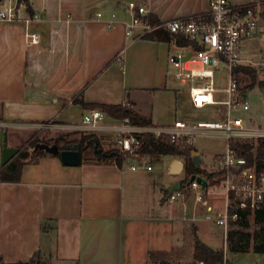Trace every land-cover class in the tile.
Here are the masks:
<instances>
[{
    "label": "crops",
    "instance_id": "obj_1",
    "mask_svg": "<svg viewBox=\"0 0 264 264\" xmlns=\"http://www.w3.org/2000/svg\"><path fill=\"white\" fill-rule=\"evenodd\" d=\"M93 1L100 6V17L86 11ZM127 1L28 0L29 29L39 36L34 45L25 43L22 23L0 22V121L37 132L47 122L66 128L79 123L87 110L77 99L129 102V109L150 119L151 126L181 120L176 117L181 91L169 75L174 43L126 37ZM141 1L159 21L208 10V0ZM262 30L264 25L257 33ZM240 59L244 65L246 59ZM117 119L106 115L104 123L112 125ZM3 131L6 138L7 129ZM193 149L202 168L213 165ZM151 156L160 155L148 154L143 160ZM176 158L183 162L170 156L168 172ZM129 165L135 164L84 160L71 166L46 154L23 166L19 182H0L2 264H155L150 250H170L169 264H178L185 245L192 255L196 237L223 248L224 264L227 259L234 264L233 256L246 252L227 248L224 226L222 246L211 242L213 233L206 221L215 220L204 217L208 211L193 204L192 196L167 200L166 188L181 180L167 186L152 175L150 164L139 163L135 170ZM183 171L184 163L179 173ZM206 198L212 205L209 213L217 216L225 204L220 185ZM34 255L39 261H30ZM192 261L203 264L193 256Z\"/></svg>",
    "mask_w": 264,
    "mask_h": 264
},
{
    "label": "built area",
    "instance_id": "obj_2",
    "mask_svg": "<svg viewBox=\"0 0 264 264\" xmlns=\"http://www.w3.org/2000/svg\"><path fill=\"white\" fill-rule=\"evenodd\" d=\"M28 0H0V22L17 23L24 26V40L27 45L37 44L39 36L30 31L31 15L27 12ZM125 9L129 19L124 24L126 37L142 38L143 36L162 29L171 34L185 36L189 44L179 45L174 39L175 52L169 56V64L174 70L176 79L189 82V98L191 104L200 108L207 105H223L224 118L219 121H198L187 123L184 120H175L167 126L135 125L128 117L119 118L112 125H105V113L100 108L87 109L79 123L66 128L81 131L85 135H95L104 138L111 146L129 156L124 160L128 164L131 159L143 160L137 149L142 144L145 134L151 133L155 139L165 134L176 143L192 144L193 137L198 134H221L227 140L226 150L213 158V171L219 173L221 191L224 195V209L215 217L209 213L212 205L206 196L210 195L212 187L207 178L200 174L206 184L190 176L179 183L178 190L168 193L167 200H185L192 196L193 204H201L208 211L205 218H213L216 223L227 227L230 220L238 217L239 210L255 212L264 208V171L254 166H246L242 157H237L230 148V139L257 140L264 138V128L261 126L246 125L239 117H231V111L238 108L247 110L248 102L245 94L239 88L235 76V67L240 63L241 40L257 33L264 25V9L261 2L249 4H234L231 0H208V10L189 16L176 17L152 24L149 15V6L141 0H128ZM101 13L97 12L96 17ZM113 21L109 20V24ZM223 69L225 83L216 78L219 69ZM217 94H221L220 98ZM123 105L130 107L129 102ZM54 126L52 122L43 124ZM25 126L20 123L0 121V130ZM109 139V140H108ZM135 170V165H129ZM151 166L146 165V170ZM191 218L195 219V212Z\"/></svg>",
    "mask_w": 264,
    "mask_h": 264
},
{
    "label": "trees",
    "instance_id": "obj_3",
    "mask_svg": "<svg viewBox=\"0 0 264 264\" xmlns=\"http://www.w3.org/2000/svg\"><path fill=\"white\" fill-rule=\"evenodd\" d=\"M261 4L264 9V0L261 1ZM149 19L152 24L160 22L151 14L149 15ZM142 38L162 42H169L174 39L179 45L189 44V40L185 36L174 35L162 29L155 30ZM235 76L240 89L245 90L255 86L264 89V80L258 78L256 69L250 65L238 64L235 67ZM75 102L79 103L85 109L100 108L110 117H128L130 122L135 125H152L150 119L136 114L122 104L84 102L81 99H77ZM76 132V130H73L54 137L52 141H46L36 136L38 133L37 130L33 131L31 139L24 142L22 141L20 145L16 146L18 148V153L7 164L0 165V182H19L21 170L24 165L35 163L41 156L49 154L42 149L34 150L37 143L49 145L56 144L58 146L64 144H79L81 154L82 151H88V157L85 156L81 159L80 163L84 160H95L100 162H114L121 166L124 160L129 156L127 153H122L117 149L103 150L100 144V138L95 135L70 137L71 134H75ZM95 144H97L98 148L102 149L101 153L95 151ZM228 144L237 157L245 159L246 166H254L257 170L264 171V138L257 140L234 138L230 139ZM193 150L192 144H186L184 142L176 143L170 140L165 134L155 139L153 134L147 133L144 135L142 144L137 149V152L140 156L148 154L178 156L183 160L184 171L188 176L200 174L207 178L211 185H218L221 180V175L219 173L207 172L206 169L201 166L196 167L192 159ZM252 213H254V222L257 226L250 230L249 216ZM229 226L230 227L226 230V245L229 250L247 251L252 249L257 252H263L264 208L258 209L255 212L239 210L238 217L230 220ZM171 253L170 250H150L149 258L155 264H169L168 259ZM192 256L195 261H201L203 264H224L225 262L223 248H213L202 242L198 237H196L194 241ZM30 261L39 260L36 258V255H34ZM0 264H2L1 255Z\"/></svg>",
    "mask_w": 264,
    "mask_h": 264
},
{
    "label": "rangeland",
    "instance_id": "obj_4",
    "mask_svg": "<svg viewBox=\"0 0 264 264\" xmlns=\"http://www.w3.org/2000/svg\"><path fill=\"white\" fill-rule=\"evenodd\" d=\"M241 4H249V3H257L262 0H232ZM100 9V6L97 2H90L87 5L86 11L88 14H92L93 17H96L97 10ZM97 18V17H96ZM175 52V49L172 50V53ZM171 53V54H172ZM240 57L246 63L244 65H250L254 67L257 71V75L259 79H264V30L258 32L255 36H249V38H245L241 41V53ZM121 69H118L120 72ZM169 75L172 78L174 85L179 87L181 93L178 97L177 101V118L186 121L187 123H196L198 121H219L221 122L224 118V108L222 109L219 105H207L200 108L194 107L189 99L188 95V87L189 82L185 80L176 79L174 77V70H169ZM216 78H220L221 82H217V86L221 87L225 83V73L223 69H219L216 73ZM101 79V78H99ZM98 79V80H99ZM97 82V80L95 81ZM94 82V83H95ZM220 94L218 98H220ZM245 99L248 102L249 108L247 110H242L240 108L231 111V117H239L243 120L246 125H254L261 126L264 128V89L258 86H255L250 89H245ZM38 128V127H37ZM39 128L42 130L38 131L37 137L41 140L52 141V139L58 135L65 134L67 132L73 131L66 128H57L52 126H44L41 124ZM33 128L28 127L24 129H7L4 138L0 134V154H2L3 146H12L16 147L22 143V141H27L31 139L33 136ZM5 132V130L3 131ZM80 135H85L81 131H77L75 134H71L70 137H79ZM109 140V139H108ZM111 141L107 142L106 139L100 138V144L103 147V150L107 151L111 146ZM192 146L198 150L201 155V159L205 163H213V157L215 154L219 152H224L226 150V141L225 139L214 133H205L198 134L193 137ZM88 155V151H82L81 159ZM170 159L169 155H160V156H151L144 160H134L131 159L130 162L135 165L142 164H150L153 168L152 175H154L159 181H162L163 184L167 182V186H169L170 182L174 180H185L188 174L185 171L174 175L168 172V160ZM178 159V158H176ZM211 163V164H212ZM1 156H0V165H1ZM207 172L213 171V166L207 165L205 168ZM154 172V173H153ZM166 184V183H165ZM250 227L252 230L257 225L254 222V213L250 214ZM206 223L210 226V230L213 233V237L211 242L215 245L222 246L223 244V225L217 224L212 220L206 221ZM230 223V222H229ZM229 223L226 227V230L230 227ZM184 254L182 256V262L178 264H192V255L189 252V247L185 245V247L181 250ZM175 253V252H174ZM231 255V254H230ZM228 263L229 264V259ZM234 264H264V250L263 252H256L252 249L246 252H240L233 256Z\"/></svg>",
    "mask_w": 264,
    "mask_h": 264
},
{
    "label": "water",
    "instance_id": "obj_5",
    "mask_svg": "<svg viewBox=\"0 0 264 264\" xmlns=\"http://www.w3.org/2000/svg\"><path fill=\"white\" fill-rule=\"evenodd\" d=\"M95 151L97 153H101L102 149L97 147V144L94 145ZM36 149H42L46 153L52 154L59 156L61 162L65 165H78L81 161V148L79 144H74V145H56V144H45V143H37L34 147V150ZM18 153V148L17 147H10V146H5L2 149V154H1V163L2 164H7L16 154ZM196 167L200 166L199 163V156L198 155H193L192 157ZM183 169V162L179 159H175L172 161L170 168H169V173L170 174H177ZM196 180L197 182L201 183L202 186H205L206 181L200 177V176H195L194 174L190 176V181ZM180 187L179 183H174L171 186L167 187L166 190L168 193L173 192L174 190H178Z\"/></svg>",
    "mask_w": 264,
    "mask_h": 264
}]
</instances>
